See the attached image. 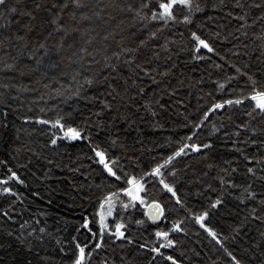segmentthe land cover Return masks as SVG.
Segmentation results:
<instances>
[{
    "label": "snow or ice",
    "instance_id": "snow-or-ice-1",
    "mask_svg": "<svg viewBox=\"0 0 264 264\" xmlns=\"http://www.w3.org/2000/svg\"><path fill=\"white\" fill-rule=\"evenodd\" d=\"M212 8L226 10L229 17L240 22L236 31L242 36H247V30L257 21L264 22V0H234L230 9L224 0H220L219 4H212ZM0 9H3L0 11V29H7L12 23L11 15L16 14L18 9L14 5L8 6L7 0H0ZM178 9L182 11L178 12ZM253 10L258 11L259 15H256L250 24L248 18ZM203 11L201 0H139L138 3L137 0H32V8L21 9L19 12L20 17L28 19L27 23L20 25L22 32L17 30L11 36L0 38V72L15 73L14 77L8 78L9 82L0 83V90H2L0 91V114L5 120L4 127H7L9 112L13 111L12 104L18 99L23 100V93H35L38 90L41 91L39 100H59L60 97H64L59 102L67 105L68 101L75 97L78 102H86L85 108L87 103L98 102L101 105L99 111L89 112L87 117L81 116L84 120L83 127L74 115L80 110L79 107L58 114L51 120L39 115L20 116L19 118L25 123L50 125L47 127L49 138L42 145L45 148L49 145L57 146L63 141L90 140V135H84L89 127L94 126L98 131L103 129L107 132L108 128L115 127L118 120H124L129 126L133 125L135 110L140 108L138 100H144V108L156 116L157 112L152 110L153 105L163 110L165 105L160 102L158 96L163 95L165 89L170 90V86L165 84V79L172 74L175 67L172 56L168 54L173 45L178 44L179 52L188 51L195 60L204 59L199 55L200 50L215 52L210 40L202 34L203 23H197L194 16L195 13ZM116 15L123 18L112 25L111 21L115 20ZM129 16L131 22L126 23ZM207 19L211 20L212 17L209 16ZM136 22H139V28L133 31ZM17 23H20L19 19ZM109 27L111 31L108 30ZM180 28L184 30L179 31L178 35L184 39L177 41L173 37L177 35L176 30ZM166 31L169 35L164 36ZM100 32L104 34L97 41L96 36ZM212 35L219 37V33ZM117 36L119 39H116ZM162 37L163 40H161ZM252 40H259L261 48H264V29L259 33H253ZM244 47L247 48V45ZM4 49L15 50V55H10L9 51ZM220 59L224 60V57ZM215 67L220 69L223 66L216 64ZM230 68L234 71L222 82H216V91L224 90L227 86V90L232 94L231 97L211 102L210 106L206 105V111H203L198 122L189 121L190 124H194L192 133L182 138L176 150L163 159L162 163H156L141 176L129 175L124 172L123 167L119 166L118 156L110 159L106 149L96 145L91 146L94 154L91 159L97 160L98 165L102 166L101 184L95 185V188L101 192L98 198L99 206L100 209L107 206V211H98L96 214L99 217L100 239L94 238L97 233L90 227L89 217L87 215L82 217L83 223L76 228V232L80 233L81 229L86 230L84 237L86 242H82L77 235H73L70 242H65L74 245L70 264H92V258L97 250L105 247L102 240L109 228L105 217L112 215L117 203H120L123 209L135 208L137 204L144 209V218L135 219L134 223L153 228L151 235L155 239L149 238L139 243L137 249L138 251L147 250L149 264H155L157 260L160 264H182L175 255L166 254V250L175 251L180 243L170 234L185 232L182 220H173L171 227H167V230L156 224L157 221L167 219V210L160 200L152 199L147 195L145 178H159V184L163 190H166V194H170L169 198L174 199L177 205L192 215L178 195L176 181L169 183L162 172V169L170 166L176 157L186 156L189 151L199 156V163L204 165V169L195 177V181L202 183L204 189L218 193L215 199L209 200L203 211L192 216L195 223L223 249L229 264H245L244 257L225 247L216 230L209 227L206 221L211 211L224 204L226 195L232 196L233 192H236L233 198L238 201V222L231 228V233L235 234L231 236V239L235 241L246 226L256 224L258 225L257 238L252 239L249 247L244 248L243 252L261 249V254L264 255V248H261V245H264V167H257V165L264 166V156L256 157L246 154L244 148L238 146L258 143L264 146V83H261L264 80V69L250 72L248 64L241 67L235 63H230ZM50 71L55 74L49 79ZM65 79L69 81L67 84H63ZM13 80L17 82H12ZM45 80L48 82L43 83ZM53 82L63 84V87L54 88L51 86ZM73 84H75L74 90H72ZM149 85L156 91L149 94ZM13 89L15 93L11 94ZM88 92H93V95H87ZM31 102L35 103V100ZM233 105L241 109L246 108L243 115L248 119L237 123V118L233 114L222 115L221 121H229L234 129L231 135L225 130L227 127L225 123L221 122L219 127L216 124L212 125V133L205 141L191 142L196 139L195 130L203 128L205 118L209 117L210 113L226 110V106ZM56 107V104H51L48 109L41 107L39 111L41 113H45L46 110L54 111ZM28 111L31 112L32 109L29 108ZM106 111L113 113L108 121V128H105L101 120H95L94 125L89 124V120L100 117L101 113ZM257 117L260 118L259 123H253ZM242 130L251 135L258 134L259 139L246 137L245 140H240ZM16 131L19 132L20 129ZM221 132L224 139L231 141L232 147L229 151L238 154L233 160H216L214 150L217 144L212 134ZM43 135L42 132L41 136ZM120 139L119 133L109 136L112 147H116ZM184 140L188 143H184ZM119 146L124 147L123 144ZM239 158L245 162L243 172L238 165L234 166ZM47 163L51 165L54 162L47 160ZM6 164L7 161L0 160V165ZM76 170L70 169V171ZM212 171H215V176L204 183V178L209 177ZM171 175H176V169H173ZM105 181L112 183L105 186ZM116 182H123V186L117 187L115 192L105 191V187H114ZM13 183L22 185L25 181L21 179L18 171L7 167L6 171L0 172V195L15 197L12 201L14 205L21 200V194L10 186ZM213 183L218 186L213 187ZM119 194H123L127 199L121 200ZM196 195H202L199 188ZM82 199L86 201L88 196L85 195ZM0 212L4 217L12 219L8 211L0 209ZM241 212L243 215H240ZM149 222L152 223L149 224ZM126 231L127 226L118 221L110 238L122 239L128 246L135 245L136 239L133 235H126ZM40 232L44 233L45 229L41 228ZM8 234L11 235L10 232ZM88 234H91L93 239H89ZM31 235L29 233V236ZM247 235L244 233L245 237ZM17 239L22 244H26L27 250L31 253L33 247L31 241L26 242L20 237ZM36 239L42 242L43 236H37ZM228 239V236L223 237L224 241ZM56 243L60 244L61 241L57 240ZM124 246L121 244V248ZM59 251L66 254L65 247H60ZM49 259L37 253V264H48ZM99 264H109V261L101 259ZM260 264H264V260H261Z\"/></svg>",
    "mask_w": 264,
    "mask_h": 264
},
{
    "label": "trees",
    "instance_id": "trees-1",
    "mask_svg": "<svg viewBox=\"0 0 264 264\" xmlns=\"http://www.w3.org/2000/svg\"><path fill=\"white\" fill-rule=\"evenodd\" d=\"M138 2L139 0H137ZM219 2L220 0H201L204 11L194 14L197 23H203L202 34L210 40L215 52L209 53L207 50H200L199 55L204 59L195 60L188 51L179 52L178 44L173 45L168 54L172 56L175 67L172 74L165 79V84L170 86V90L165 89L164 94L158 96L160 102L165 105L163 110L153 105L152 110L157 112L156 116L144 108V100H138L140 108L135 110L133 125L129 126L124 120H118L115 127L108 128V121L112 118L113 113L106 111L101 113L100 117L89 120V124L94 125L95 120H101L105 128H108L107 132L103 129L98 131L94 126L89 127L85 130L84 135H90V140L63 141L57 146L49 145L45 148L42 145L49 138L47 127L50 125L25 123L19 118L20 116L39 115L44 119L51 120L55 119L58 114L79 107L80 110L74 115L77 122L83 127L84 120L81 119V116L87 117L89 112L99 111L101 105L98 102L87 103L85 108L86 102H78L75 97L69 100L67 105L59 102L64 97H60L59 100H39L41 91L38 90L35 93H23V100L18 99L12 104L13 111H10L7 117V127H4L5 120L0 114V160L7 161L6 165H0V172L6 171L7 167H12L25 181L22 185L15 183L10 185L18 194H21V200L14 205L12 201L15 197L0 195V209L8 211L12 217V219H8L0 212V264H37V253L41 257L50 258L48 264H70L74 245L65 242H70L73 235L79 236L82 242H86L84 241L86 230L81 229L80 233L76 232V228L83 223L84 215L89 217L90 227L97 233L94 238L100 239L99 217L96 214L100 207L98 198L101 196V192L95 188V185L101 184L102 166L98 165L97 160L91 159L94 155L91 146L96 145L101 149H106L110 159L118 156L120 158L119 166L123 167L124 172L139 177L156 163H162L163 159L176 150L178 142L192 133L194 124H190L189 121L198 122L203 111H206V105L210 106L211 102L231 97L232 94L227 90V86L224 90L216 91V82H222L234 71L230 68V63L241 67L248 64L250 72L264 69V48H261L259 40H252L253 33H259L264 29V22L257 21L247 30L248 35L242 36L240 32L236 31L240 22L229 17L226 10L212 8V4H219ZM233 2L234 0H224L229 9ZM7 5L16 6L18 11L11 15L10 27L0 29V38L11 36L17 30L22 32L20 25L27 23L28 19L20 17L19 12L21 9L32 8V0H7ZM181 11L178 9V12ZM113 14L115 15V13ZM256 15H259V12L253 10L248 18L250 24ZM209 16L212 17L211 20L207 19ZM122 18V16L116 15L111 24L115 25ZM18 19L20 23H17ZM128 22H131L130 16L126 23ZM193 27L195 28V25ZM138 28L139 22H136L132 30L135 31ZM108 30L111 31V27ZM182 30L184 29L176 30L177 35L173 38L177 41L184 39L178 35ZM213 33H219V37L213 36ZM103 34L100 32L96 36V40L98 41ZM93 35L96 34L93 33ZM167 35H169L168 31L164 33V36ZM116 39H119V36ZM244 45H247V48ZM4 50L9 51L10 55H15L13 49ZM245 52L248 54L245 55ZM221 57H224V60H221ZM216 64H221L223 67L217 69ZM53 74L55 73L49 72V79ZM14 76L15 73L0 72V83L9 82L8 78ZM12 82L17 81L13 80ZM47 82V80L43 81V83ZM68 82V79H65L63 84ZM118 82L122 83V81ZM261 83H264V80ZM63 84L53 82L51 86L54 88L63 87ZM74 89L75 84L72 85V90ZM153 91L156 90L149 85V94ZM14 93L13 89L11 94ZM208 93L212 95L209 96ZM87 95H93V92H88ZM33 100L35 103L31 102ZM51 104H56V110H46L45 113L39 111L41 107L48 109ZM29 108L32 109L31 112L28 111ZM246 110V108L241 109L233 105L226 106V110L210 113L209 117L205 118L203 128L195 130L196 139L191 142L205 141L212 133V125L216 124L219 127L221 122L225 123L227 126L225 130L231 135L234 131L233 127L230 126L229 121H221V116L231 113L237 118V123H242L248 119L243 115ZM259 121L260 118L257 117L253 123H259ZM17 129L20 131L17 132ZM33 129L36 130L33 131ZM42 132L43 136H41ZM117 133L121 139L116 147H112L109 136ZM212 135L217 144L214 150L217 161L233 160L238 156L234 151H229L232 147L231 141L224 139L222 132ZM246 137L259 139L258 134L251 135L242 130L239 139L245 140ZM184 143H188V141L184 140ZM120 144H123L124 147H120ZM238 146L244 148L246 154L256 157L264 156V146L259 143ZM47 160H52L54 163L49 165ZM199 161L200 157L189 151L186 156L176 157L170 166L162 169L164 178L169 183L176 181L178 195L192 215L177 205L174 199L169 198L170 194H166V190H163L159 184V178H145L147 181L145 189L150 198L160 200L167 210V219L157 221V225L167 230V227H171L173 220L181 219L185 228V232L170 234L180 243L176 246L175 251L169 250L166 254L175 255L182 264H229V259L223 249L192 218L193 215L203 211L209 200L215 199L218 194L204 189L202 183L195 181V177L200 175L204 169V165ZM244 163L243 159L239 158L234 166L238 165L243 172ZM221 166H223L222 163ZM257 167L264 166L257 165ZM70 169L77 170L70 171ZM173 169H176L175 176L171 175ZM215 174V171H212L209 177L204 178V183L209 182ZM104 183L106 186L112 182L105 181ZM120 186H123V182H116L114 187H105V191L115 192ZM217 186L216 183H213V187ZM198 188L202 195H196ZM236 194L233 192L232 196L224 197V204L211 211V214L206 217L207 225L216 230L225 247L244 257L245 264H260V261L264 260L261 249L254 251L250 249L247 253L243 252L244 248L249 247L250 241L257 238L258 225L246 226L235 241L231 239V236L235 235L231 233V228L238 222V201L233 198ZM85 195L88 196L86 201L82 199ZM119 195L121 200L127 199L123 194ZM115 207L116 219L114 220L124 223L127 226L126 235H133L137 243L128 246L126 241L115 237L110 238L111 234L105 232L102 240L105 247L97 250L92 258V264H99L101 259H107L109 264H122V260L123 264H149L147 250L138 251L137 249L139 243H143L149 238L155 239L151 235L153 228L134 223L135 219L144 218V209L139 204L135 208L123 209L120 203H117ZM240 215L243 213L241 212ZM151 223L149 222V224ZM41 228L45 229L44 233L40 232ZM9 232L11 235L8 234ZM22 233L23 235H21ZM29 233L32 235L29 236ZM244 233L248 234L247 237L244 236ZM37 236H43V241L37 240ZM225 236L229 237L227 241L223 240ZM17 237L26 242L31 241L33 245L31 253L27 250L26 244H22ZM88 238L93 239L91 234H88ZM57 240L61 243L57 244ZM121 244L125 246L121 248ZM60 247H65L66 254L60 253ZM261 248H264V245H261ZM155 264H160V261L157 260Z\"/></svg>",
    "mask_w": 264,
    "mask_h": 264
},
{
    "label": "flooded vegetation",
    "instance_id": "flooded-vegetation-1",
    "mask_svg": "<svg viewBox=\"0 0 264 264\" xmlns=\"http://www.w3.org/2000/svg\"><path fill=\"white\" fill-rule=\"evenodd\" d=\"M116 206H117V204H116ZM115 209H116V207L114 208L113 213H112L111 216H106L105 217V222L109 225V228H108V230L106 232L109 233V234L114 232L115 224L118 222V221L114 220V219H116V217H115ZM99 211H105L106 212L107 211V206H105L104 209H100L99 208ZM168 251L169 250H166V253H168Z\"/></svg>",
    "mask_w": 264,
    "mask_h": 264
},
{
    "label": "water",
    "instance_id": "water-1",
    "mask_svg": "<svg viewBox=\"0 0 264 264\" xmlns=\"http://www.w3.org/2000/svg\"><path fill=\"white\" fill-rule=\"evenodd\" d=\"M100 208V207H99Z\"/></svg>",
    "mask_w": 264,
    "mask_h": 264
}]
</instances>
